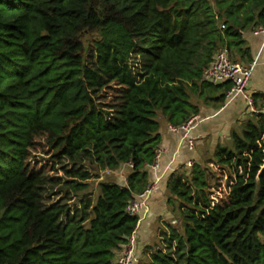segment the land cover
Segmentation results:
<instances>
[{
  "label": "trees",
  "instance_id": "16d2710c",
  "mask_svg": "<svg viewBox=\"0 0 264 264\" xmlns=\"http://www.w3.org/2000/svg\"><path fill=\"white\" fill-rule=\"evenodd\" d=\"M259 28L264 0H0V264H118L162 121L221 108L232 84L203 72L222 48L252 63ZM251 114L217 144L218 170L197 160L164 175L183 232L169 225L143 264H264V114ZM39 138L69 179L31 163ZM127 164L125 184L68 203L92 172ZM57 182L68 191L48 203Z\"/></svg>",
  "mask_w": 264,
  "mask_h": 264
},
{
  "label": "crops",
  "instance_id": "0c3cea01",
  "mask_svg": "<svg viewBox=\"0 0 264 264\" xmlns=\"http://www.w3.org/2000/svg\"><path fill=\"white\" fill-rule=\"evenodd\" d=\"M247 39L253 50L254 61H257L255 71L248 84V92L252 96L258 97V107L261 106L264 110V106H262L264 105V36L254 32L247 34ZM251 115V110L243 97H237L232 102L226 101L219 109L215 107L201 108V113L198 116L203 121L192 131V135L195 137L194 150H191L187 142L182 140V134L170 132L169 124L162 121L160 129L162 136L161 167L156 173L150 168L151 184L154 183V188L149 200L147 217L137 229L139 244L146 242L151 236V227L153 230L155 216H160L161 212L168 207L167 204L162 205L161 198L163 197L166 203V182H162L164 175L173 169H178L181 165H188L189 161H203L204 147L207 146L208 150V146H211V149L214 150L219 142L222 143L223 132L226 134L227 140L231 142L230 133L237 130V127ZM162 174H164L162 179L156 183V177Z\"/></svg>",
  "mask_w": 264,
  "mask_h": 264
},
{
  "label": "built area",
  "instance_id": "2783aa9c",
  "mask_svg": "<svg viewBox=\"0 0 264 264\" xmlns=\"http://www.w3.org/2000/svg\"><path fill=\"white\" fill-rule=\"evenodd\" d=\"M256 34L264 35V29L259 28L255 31ZM257 65V61L245 64L234 61L229 56L227 48L220 49L212 62L203 72V79L213 84H220L230 82L231 89L227 93V102H232L237 97H243L248 104L252 113H263L264 110L258 109L255 106L253 96L248 92V84L253 76V72ZM203 120L197 115L191 117L186 123L182 125H168V130L172 133L182 134V140H185L191 150L195 149V137L192 135L193 129ZM162 150L159 149L156 153L155 161L150 168L156 173L159 171L161 165ZM193 161H189L188 165H192ZM129 167L132 165L127 164ZM164 174L156 177V183L162 179ZM153 186H150L143 193L137 195L129 206L128 211L139 217L138 227L142 221L147 217L149 211V200L153 192ZM138 229V228H137ZM137 230L133 232L128 240V243L123 248L118 264H135L138 260L136 249L138 244Z\"/></svg>",
  "mask_w": 264,
  "mask_h": 264
},
{
  "label": "rangeland",
  "instance_id": "374dc122",
  "mask_svg": "<svg viewBox=\"0 0 264 264\" xmlns=\"http://www.w3.org/2000/svg\"><path fill=\"white\" fill-rule=\"evenodd\" d=\"M226 101H227V98H226ZM201 106L202 108L205 107L202 104ZM237 130L242 131V124L239 127H237ZM223 137L224 139L222 143L221 142L219 143L225 144V145L227 144L231 145L230 140H227L226 134H224V132H223ZM37 143L38 145L36 146V148L32 150V154L30 158L31 163L38 169L44 168L46 173H48L49 175L58 176L61 179H63V181L69 179L67 175L65 174V171L62 168L63 164H66V163H59L58 161H54L50 159V153L48 152L49 149H48V146L46 145L45 139L39 138L37 139ZM210 149H211V146H208V150H207V146L204 147V150L202 151L203 161L201 160V162L203 163L206 162L209 164V167H211L214 170H218L219 168L215 166V163H212V161L215 159L214 158L215 149L214 150L213 149L210 150ZM187 166L191 168L192 165H187ZM129 169L130 167L128 165H124L119 170H104V171H99V172H94V173L92 172L93 177L88 180L89 189L85 190L82 194L75 196L72 200H69L68 203L70 205H74L79 201L80 198H82V196L86 194H91L93 198L97 197L98 191H99L98 183L100 181H104V180L114 181L115 180L121 184H125ZM95 175H98V177H96ZM226 181H227V177L224 175L222 177V184L219 190L221 192V195L227 188ZM153 185L154 183L150 184V186H153ZM49 187L50 189L48 191H53L54 193L59 194V195H55L52 192H48L47 193L48 196L46 199L48 203L59 200L62 197V195H64V192L62 191H68V188H66V186L63 185V183L57 182V183H54L53 186H49ZM161 198L163 200L162 205L166 204L164 198L163 197ZM180 224L181 222L180 220H178L177 215L173 213L170 209H168V207L164 211L161 212L160 216H157V217L155 216L153 230L151 227V232H152L151 236L148 237V240L145 243H143L142 245H139V247L141 246L140 253H139L140 261L138 260L139 262H136V264H143L149 259L150 254L152 253L153 250H155L158 247L163 246L162 242L164 238V232L170 231L168 228L169 225L178 227V230H180V232L182 233L183 232L182 224L181 225ZM121 252L119 253L117 257V263H118Z\"/></svg>",
  "mask_w": 264,
  "mask_h": 264
},
{
  "label": "water",
  "instance_id": "95a60500",
  "mask_svg": "<svg viewBox=\"0 0 264 264\" xmlns=\"http://www.w3.org/2000/svg\"><path fill=\"white\" fill-rule=\"evenodd\" d=\"M262 168L264 169V164H263V167Z\"/></svg>",
  "mask_w": 264,
  "mask_h": 264
}]
</instances>
